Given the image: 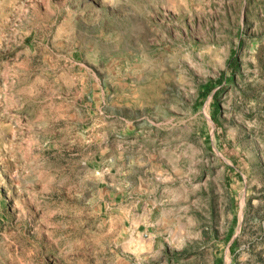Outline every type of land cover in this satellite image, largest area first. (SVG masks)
Listing matches in <instances>:
<instances>
[{
	"label": "rangeland",
	"instance_id": "374dc122",
	"mask_svg": "<svg viewBox=\"0 0 264 264\" xmlns=\"http://www.w3.org/2000/svg\"><path fill=\"white\" fill-rule=\"evenodd\" d=\"M0 264H264V0H0Z\"/></svg>",
	"mask_w": 264,
	"mask_h": 264
}]
</instances>
